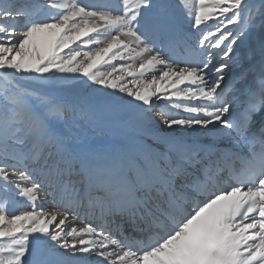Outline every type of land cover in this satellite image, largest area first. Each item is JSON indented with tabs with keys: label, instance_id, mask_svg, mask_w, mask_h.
Listing matches in <instances>:
<instances>
[{
	"label": "snow or ice",
	"instance_id": "1",
	"mask_svg": "<svg viewBox=\"0 0 264 264\" xmlns=\"http://www.w3.org/2000/svg\"><path fill=\"white\" fill-rule=\"evenodd\" d=\"M197 2L0 0V264H264V0Z\"/></svg>",
	"mask_w": 264,
	"mask_h": 264
},
{
	"label": "bare ground",
	"instance_id": "2",
	"mask_svg": "<svg viewBox=\"0 0 264 264\" xmlns=\"http://www.w3.org/2000/svg\"><path fill=\"white\" fill-rule=\"evenodd\" d=\"M89 2L90 1H88L87 3H89ZM186 6H187V9L190 10V11H192V12L195 11L199 7L197 0H186ZM184 26L187 27V24H184ZM241 28H242V26H241L240 23H238L236 25H229L228 26V29L231 30V31H234V32L235 31H240ZM194 39H195V37H193V40ZM210 50L211 51H217L215 49H210ZM117 61H119V60H117ZM120 62H122V61H120ZM128 62L131 63V61H128ZM136 63H137V66H138L139 61H137ZM240 71H242V68H240V67H234L232 69V72L229 73V76L230 77H233L235 75H238ZM155 74L159 76V72L158 71ZM145 76H151V74H147L146 73ZM141 79H142V77H138V80L140 82H141ZM181 87H184V86H181ZM158 103H157V106L162 108L163 105H160ZM92 138L95 139V140H101V139L103 140V139H110V138H112V136H111V133L110 132L105 131L103 133H101V132H95V134L92 135ZM53 211H56V210H53Z\"/></svg>",
	"mask_w": 264,
	"mask_h": 264
},
{
	"label": "rangeland",
	"instance_id": "3",
	"mask_svg": "<svg viewBox=\"0 0 264 264\" xmlns=\"http://www.w3.org/2000/svg\"><path fill=\"white\" fill-rule=\"evenodd\" d=\"M88 1H90V0H82V2L83 3H87ZM186 8H187V6H186ZM193 12H195V11H193ZM185 24H187L186 23V21H185ZM188 25V24H187ZM186 28V27H185ZM120 63H122V62H120V61H112V64H114V65H118V64H120ZM101 71H105V72H107V71H110L111 69L108 67V66H104V67H102L101 69H100ZM158 76V75H157ZM129 79H131V78H129ZM147 80H151V76H145V77H142V79H141V83H143V82H146ZM159 104V103H158ZM93 134H95V132H92L91 133V135H93ZM55 201L51 198V197H49L47 200H45V201H41V202H39V205H38V207H37V211H39L40 210V208L42 207L43 208V210H44V212H51V211H53V210H56V211H58L59 210V205L58 206H56V203H54Z\"/></svg>",
	"mask_w": 264,
	"mask_h": 264
}]
</instances>
